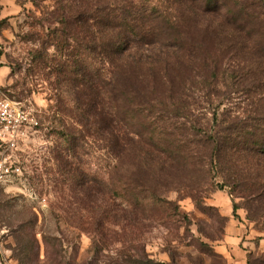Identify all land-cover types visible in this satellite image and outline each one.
I'll list each match as a JSON object with an SVG mask.
<instances>
[{"label":"trees","instance_id":"16d2710c","mask_svg":"<svg viewBox=\"0 0 264 264\" xmlns=\"http://www.w3.org/2000/svg\"><path fill=\"white\" fill-rule=\"evenodd\" d=\"M32 3L40 22L48 23L32 63L51 67L60 82L75 88L77 130L63 125L58 131L65 147V153L56 150L63 174L73 170L68 157L78 156L87 132L110 161L104 179L94 176L93 184L106 186L110 198L129 212L160 207L177 213L158 189L119 172L130 158L149 169L175 162L199 170L202 177L215 170L222 180L219 188L226 186L231 196L241 194L264 209V0ZM152 45L161 51L132 52ZM193 90L208 104H214L212 96L240 92L249 109L222 118L214 110L197 127L187 118L196 104L188 101ZM56 98L58 110L71 113L66 101ZM237 207L233 202V215ZM112 212L106 215L114 219ZM95 218L100 222L101 213ZM20 245L25 256L27 248ZM97 245L91 247L93 264H99ZM107 256L103 264H177L171 255L169 261L151 258L141 244L113 247Z\"/></svg>","mask_w":264,"mask_h":264},{"label":"rangeland","instance_id":"374dc122","mask_svg":"<svg viewBox=\"0 0 264 264\" xmlns=\"http://www.w3.org/2000/svg\"><path fill=\"white\" fill-rule=\"evenodd\" d=\"M36 1L41 5L48 2ZM40 19L32 0H0V96L16 102L39 124L38 131L18 145L15 158L19 170L0 185V264H93L91 247L95 241L99 244V264L108 260L111 248L129 243L144 245L155 260L169 261L171 255L177 264H228L225 253L234 248L224 244L229 222L240 227L238 234L234 230L229 234L239 241L246 264H264V209L241 194L231 196L226 186L219 188L222 180L215 170L202 177L199 170L175 162L149 169L137 159L124 161L119 170L122 175L158 189L177 213L160 207H143L132 213L124 203L110 198L106 186L96 188L93 177L104 179L110 161L87 132L78 156H67L73 170L63 174L56 150L65 153V147L58 131L63 125L70 130L78 127L75 88L60 82L51 67L32 63L34 49L41 48L48 25ZM135 51L153 55L161 47ZM52 52L50 48L48 53L54 59L57 56ZM193 92L188 101L196 100V104L189 107L187 118L196 121L197 127L204 126L214 110L222 118L249 109L240 101L244 97L240 92L212 96L214 104L204 102L201 92ZM58 95L71 113L58 110ZM233 202L238 206L234 215ZM110 211L114 219L107 217ZM98 213L101 224L96 222ZM20 244L27 248L25 256L19 253Z\"/></svg>","mask_w":264,"mask_h":264},{"label":"built area","instance_id":"2783aa9c","mask_svg":"<svg viewBox=\"0 0 264 264\" xmlns=\"http://www.w3.org/2000/svg\"><path fill=\"white\" fill-rule=\"evenodd\" d=\"M38 125L32 114L0 96V185L19 170L15 152L20 142L38 131Z\"/></svg>","mask_w":264,"mask_h":264},{"label":"crops","instance_id":"0c3cea01","mask_svg":"<svg viewBox=\"0 0 264 264\" xmlns=\"http://www.w3.org/2000/svg\"><path fill=\"white\" fill-rule=\"evenodd\" d=\"M227 228H229V230H227L224 244H228L234 247L231 253H225L228 264H246V256L244 252L238 247L239 241H237V238H235L236 236L233 237L229 234L231 230L237 231L234 234H238L240 232V227H238L237 224L229 222ZM220 250L223 251V249Z\"/></svg>","mask_w":264,"mask_h":264}]
</instances>
